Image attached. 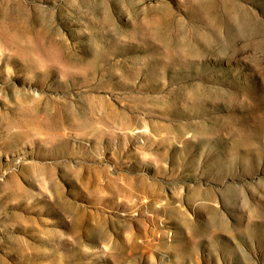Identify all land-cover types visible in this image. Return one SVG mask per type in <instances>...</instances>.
<instances>
[{
  "label": "rangeland",
  "instance_id": "374dc122",
  "mask_svg": "<svg viewBox=\"0 0 264 264\" xmlns=\"http://www.w3.org/2000/svg\"><path fill=\"white\" fill-rule=\"evenodd\" d=\"M0 264H264V0H0Z\"/></svg>",
  "mask_w": 264,
  "mask_h": 264
}]
</instances>
